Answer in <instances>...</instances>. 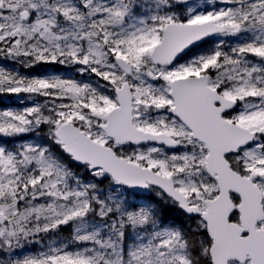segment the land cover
<instances>
[{"label":"snow or ice","instance_id":"snow-or-ice-1","mask_svg":"<svg viewBox=\"0 0 264 264\" xmlns=\"http://www.w3.org/2000/svg\"><path fill=\"white\" fill-rule=\"evenodd\" d=\"M0 264H264V0H0Z\"/></svg>","mask_w":264,"mask_h":264},{"label":"trees","instance_id":"trees-1","mask_svg":"<svg viewBox=\"0 0 264 264\" xmlns=\"http://www.w3.org/2000/svg\"><path fill=\"white\" fill-rule=\"evenodd\" d=\"M12 96L0 97V108H4L7 106H15V99Z\"/></svg>","mask_w":264,"mask_h":264},{"label":"rangeland","instance_id":"rangeland-1","mask_svg":"<svg viewBox=\"0 0 264 264\" xmlns=\"http://www.w3.org/2000/svg\"><path fill=\"white\" fill-rule=\"evenodd\" d=\"M15 99V97H13V99L11 98V100H14Z\"/></svg>","mask_w":264,"mask_h":264}]
</instances>
